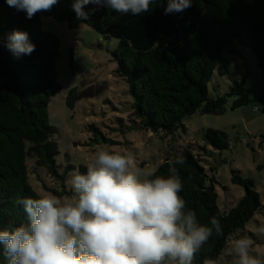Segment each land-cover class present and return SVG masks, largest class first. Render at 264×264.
I'll list each match as a JSON object with an SVG mask.
<instances>
[{
	"label": "trees",
	"instance_id": "16d2710c",
	"mask_svg": "<svg viewBox=\"0 0 264 264\" xmlns=\"http://www.w3.org/2000/svg\"><path fill=\"white\" fill-rule=\"evenodd\" d=\"M72 3L59 0L51 11L38 12L29 19L26 12L0 0V229L10 222H26L18 198L65 194L67 174L73 169L67 166L60 172L55 161L58 130L49 123L48 103L60 90L55 71L59 42L54 34L42 31L41 15L63 21L70 29L86 24L117 41L111 56L115 74L126 81L132 98L128 129L173 134L182 127L185 116L222 114L229 96L235 97L233 108L253 102L244 79L232 80L224 96H208L207 84L214 71L220 76L228 74L227 66L219 61L225 46L235 41L257 59L264 113V0H193L190 8L172 15H164L167 0H155L149 11L139 16L89 4L84 9L89 13L87 21L76 18ZM15 30L28 33L35 45L30 55L16 58L8 50V36ZM73 97L71 89L66 97L69 108ZM87 130L94 143L108 141L95 125H88ZM204 137L217 150L228 147L222 131L208 130ZM177 155L185 158L176 168L184 185L180 195L186 208L195 211L201 224L209 225L212 217L217 218L223 232L210 238L192 264H213L229 237L261 209L260 198L252 179L232 171L231 180L244 188V195L229 210L220 209L214 176L207 174L200 157L188 147L167 155L153 173L167 176V161ZM77 170L86 173L87 167ZM33 179L40 182L38 186ZM0 264H5L2 257Z\"/></svg>",
	"mask_w": 264,
	"mask_h": 264
},
{
	"label": "clouds",
	"instance_id": "9594fccd",
	"mask_svg": "<svg viewBox=\"0 0 264 264\" xmlns=\"http://www.w3.org/2000/svg\"><path fill=\"white\" fill-rule=\"evenodd\" d=\"M58 2L6 0L29 19L51 11ZM154 2L73 0L71 7L78 20L87 21L89 13L84 9L89 4L139 16ZM192 3L167 0L164 15L182 13ZM6 46L16 58L35 50L28 33L19 30L9 34ZM184 163L183 155H177L167 161V176L155 175L135 167L131 152L98 150L86 173L71 174L67 182L71 198L45 193L17 199L26 222H10L0 229V257L5 264H192L210 238L223 232L217 218L210 219V226L201 224L195 211L186 208L176 168ZM252 245L250 237L241 236L226 255L233 257L234 264H264L249 254Z\"/></svg>",
	"mask_w": 264,
	"mask_h": 264
},
{
	"label": "rangeland",
	"instance_id": "374dc122",
	"mask_svg": "<svg viewBox=\"0 0 264 264\" xmlns=\"http://www.w3.org/2000/svg\"><path fill=\"white\" fill-rule=\"evenodd\" d=\"M40 20L42 31L54 34L59 42L55 71L60 90L48 103L49 123L58 130L55 140L59 154L55 161L60 172L67 166L73 167L65 181L66 193L59 198H71L73 193L67 183L71 174L79 166L86 167L100 149L131 152L135 167L154 172L167 155L188 147L200 157L207 174L214 176L216 204L220 209L229 210L244 195V188L232 182V171L253 180L261 202V209L229 237L214 264H234L226 250L241 236L253 241L249 254L264 261V232L260 230L264 228V113L260 102L263 87L254 54L236 41L225 46L219 65L225 64L228 74L220 76L215 70L207 84L208 96L215 98L229 91L232 80L244 79L253 100L249 105L233 108L235 97L229 96L222 114L197 112L185 116L182 127L173 134L128 129L131 122L127 114L132 98L126 81L115 74L116 63L111 52L116 49L117 41L103 37L83 23L70 29L65 22L50 17L41 15ZM71 89L74 97L69 108L66 97ZM88 125H95L108 141L94 143ZM208 130L224 132L228 147L217 150L207 144L204 136ZM32 181L37 186L40 183Z\"/></svg>",
	"mask_w": 264,
	"mask_h": 264
}]
</instances>
